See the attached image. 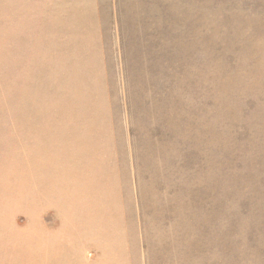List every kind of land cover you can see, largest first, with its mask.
Returning a JSON list of instances; mask_svg holds the SVG:
<instances>
[{"label":"rangeland","instance_id":"1","mask_svg":"<svg viewBox=\"0 0 264 264\" xmlns=\"http://www.w3.org/2000/svg\"><path fill=\"white\" fill-rule=\"evenodd\" d=\"M0 264H264V0H0Z\"/></svg>","mask_w":264,"mask_h":264},{"label":"bare ground","instance_id":"2","mask_svg":"<svg viewBox=\"0 0 264 264\" xmlns=\"http://www.w3.org/2000/svg\"><path fill=\"white\" fill-rule=\"evenodd\" d=\"M93 139V138H92ZM39 149V148H38ZM62 260V259H61ZM65 263V262H64Z\"/></svg>","mask_w":264,"mask_h":264}]
</instances>
